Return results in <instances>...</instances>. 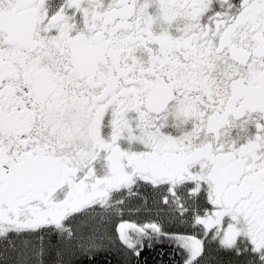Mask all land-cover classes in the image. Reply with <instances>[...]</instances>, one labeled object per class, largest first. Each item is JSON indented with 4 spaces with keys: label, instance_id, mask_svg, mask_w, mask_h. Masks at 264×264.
Listing matches in <instances>:
<instances>
[{
    "label": "snow or ice",
    "instance_id": "1",
    "mask_svg": "<svg viewBox=\"0 0 264 264\" xmlns=\"http://www.w3.org/2000/svg\"><path fill=\"white\" fill-rule=\"evenodd\" d=\"M0 264H264V0H0Z\"/></svg>",
    "mask_w": 264,
    "mask_h": 264
},
{
    "label": "trees",
    "instance_id": "2",
    "mask_svg": "<svg viewBox=\"0 0 264 264\" xmlns=\"http://www.w3.org/2000/svg\"><path fill=\"white\" fill-rule=\"evenodd\" d=\"M159 251L167 253V255L163 257L165 261L172 259V254L168 251L167 245H165L164 248L159 249ZM153 255H155V253H153ZM157 259H160V257H157ZM177 259H178V255H177Z\"/></svg>",
    "mask_w": 264,
    "mask_h": 264
}]
</instances>
